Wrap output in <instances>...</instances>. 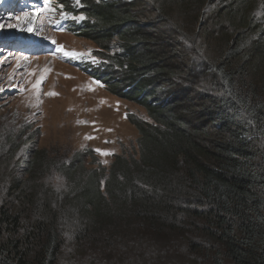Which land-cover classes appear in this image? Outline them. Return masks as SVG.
Returning <instances> with one entry per match:
<instances>
[{"label":"trees","instance_id":"1","mask_svg":"<svg viewBox=\"0 0 264 264\" xmlns=\"http://www.w3.org/2000/svg\"><path fill=\"white\" fill-rule=\"evenodd\" d=\"M82 1L78 35L104 63L90 75L149 117L129 119L139 159L86 170L91 152L64 163L1 137L0 264H264V0L153 1L204 61L199 75L149 35L139 3Z\"/></svg>","mask_w":264,"mask_h":264},{"label":"rangeland","instance_id":"2","mask_svg":"<svg viewBox=\"0 0 264 264\" xmlns=\"http://www.w3.org/2000/svg\"><path fill=\"white\" fill-rule=\"evenodd\" d=\"M61 1L50 0L59 5ZM153 1L125 0V3H139L134 12L144 20L141 25L149 35H155L160 43L167 45L168 57L177 53L179 61L189 65L187 69L191 68L196 75L203 73L204 61L195 54L193 44L176 31L172 22L154 11ZM50 11L52 14L48 12L45 16L39 10L0 14V40H4L0 42V138H14L21 147L22 142L31 137L35 148L45 150L50 159L64 163L78 152H91L95 160H86V170L108 173L115 158L121 156L138 160L140 135L129 119L149 121L146 110L134 102L112 95L105 84L73 65L74 62H81L82 55L85 60L93 61L92 53L98 52L99 47L78 34L53 32L48 21L53 13L60 11L58 8ZM212 11L213 6H209L199 27L206 24ZM30 13H35L37 21L29 32L23 23ZM261 17L262 13L258 15V18ZM161 19L165 21L161 22ZM153 23H157L156 26ZM31 35L54 41L63 50L56 56L31 58L7 45L10 39ZM64 52L76 55L65 56ZM112 52L116 51L113 49ZM176 62L169 60L168 63L172 66ZM177 84L182 99L197 97L188 91L191 88L189 82L178 81ZM20 132L21 136L17 137ZM21 150L26 151V146ZM47 176L55 177V186L68 189L67 183L60 181L54 172ZM67 257L63 256L60 264H79L72 263Z\"/></svg>","mask_w":264,"mask_h":264},{"label":"bare ground","instance_id":"3","mask_svg":"<svg viewBox=\"0 0 264 264\" xmlns=\"http://www.w3.org/2000/svg\"><path fill=\"white\" fill-rule=\"evenodd\" d=\"M34 14L35 13H30V15L27 17V19L23 23L25 25V27H26V31L29 30V32H30V30H33L32 27L37 21V17ZM25 55L28 56L27 54H25ZM31 58H33V57H31Z\"/></svg>","mask_w":264,"mask_h":264},{"label":"snow or ice","instance_id":"4","mask_svg":"<svg viewBox=\"0 0 264 264\" xmlns=\"http://www.w3.org/2000/svg\"><path fill=\"white\" fill-rule=\"evenodd\" d=\"M61 50H63L62 49V46H61ZM64 55L65 56H75L76 54L75 53H69V52H64ZM43 79V78H42ZM49 95H56V93H49ZM87 138H91V137H87ZM97 151H99V150H97ZM102 155H110L111 153H101Z\"/></svg>","mask_w":264,"mask_h":264},{"label":"clouds","instance_id":"5","mask_svg":"<svg viewBox=\"0 0 264 264\" xmlns=\"http://www.w3.org/2000/svg\"><path fill=\"white\" fill-rule=\"evenodd\" d=\"M95 79V78H94ZM103 85V84H102Z\"/></svg>","mask_w":264,"mask_h":264}]
</instances>
